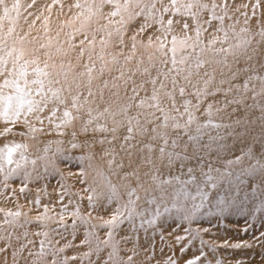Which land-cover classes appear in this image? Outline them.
<instances>
[{"label":"rangeland","instance_id":"rangeland-1","mask_svg":"<svg viewBox=\"0 0 264 264\" xmlns=\"http://www.w3.org/2000/svg\"><path fill=\"white\" fill-rule=\"evenodd\" d=\"M16 66L0 264H264V0H0Z\"/></svg>","mask_w":264,"mask_h":264},{"label":"bare ground","instance_id":"bare-ground-1","mask_svg":"<svg viewBox=\"0 0 264 264\" xmlns=\"http://www.w3.org/2000/svg\"><path fill=\"white\" fill-rule=\"evenodd\" d=\"M39 52V50H38ZM16 69H10V68H1L0 69V86H3V83L9 79V78H16L19 77L20 75H22V72H20V67L16 66ZM27 77L25 78V80L30 79L29 76H33L34 75V71L30 70V71H25ZM22 79V78H21ZM21 79H20V85H21ZM23 86H25L24 82H23ZM27 89H31L30 86H27ZM1 93V92H0ZM13 94V92H11V95ZM4 100L0 103V111L2 110H6L9 111V113L11 112V107H12V103L10 102L11 97L9 96V101L7 100V97L5 95H3ZM7 102V108L4 107V105ZM23 103H27L26 101L23 100ZM8 113V114H9ZM48 127L44 126L43 130H46ZM256 154L258 155V157L262 160H264V150H259L256 152ZM120 168H117L116 170H119ZM260 185L263 187L264 189V183H260ZM232 197L233 198H237L238 196L235 193H232ZM255 198V199H259L260 196L257 195H252L249 198ZM250 199L249 201H256L255 199Z\"/></svg>","mask_w":264,"mask_h":264}]
</instances>
